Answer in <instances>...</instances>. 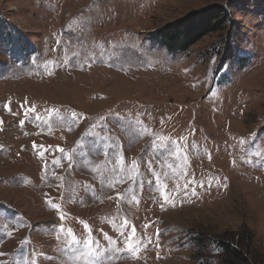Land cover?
I'll list each match as a JSON object with an SVG mask.
<instances>
[{
    "label": "rangeland",
    "instance_id": "374dc122",
    "mask_svg": "<svg viewBox=\"0 0 264 264\" xmlns=\"http://www.w3.org/2000/svg\"><path fill=\"white\" fill-rule=\"evenodd\" d=\"M215 5L189 52L151 38ZM0 25V264H85L73 238L96 264H223V241L264 264V0H0Z\"/></svg>",
    "mask_w": 264,
    "mask_h": 264
},
{
    "label": "trees",
    "instance_id": "16d2710c",
    "mask_svg": "<svg viewBox=\"0 0 264 264\" xmlns=\"http://www.w3.org/2000/svg\"><path fill=\"white\" fill-rule=\"evenodd\" d=\"M229 11L223 6H209L198 12H193L180 19L172 25L169 30L159 34L151 35V38L171 53H185L202 41L203 38L225 31L226 24L230 21ZM2 35L9 37L8 26L0 25ZM1 35V36H2ZM194 242L199 250H204L205 241L194 237ZM220 248L223 250V264H248V246L242 241H235L233 244L223 241ZM219 248V249H220ZM208 256L206 252L202 257ZM210 259V258H207Z\"/></svg>",
    "mask_w": 264,
    "mask_h": 264
},
{
    "label": "snow or ice",
    "instance_id": "6c2138e0",
    "mask_svg": "<svg viewBox=\"0 0 264 264\" xmlns=\"http://www.w3.org/2000/svg\"><path fill=\"white\" fill-rule=\"evenodd\" d=\"M2 123V122H0ZM23 123V122H21ZM34 147H36L34 145ZM60 151H63L62 149ZM167 199V197H166ZM53 207H56L55 205ZM63 219V217H61ZM121 235H124L123 231H121ZM106 239L110 241V238L105 237ZM126 241L129 243H126V249L125 251L130 253H136L138 250V247L141 246L140 241L136 238V231L133 227L131 232L125 237ZM71 252L73 254H79L81 257L87 256L88 259L85 261V264H96L97 260L100 258L99 254L101 251H108V250H101L99 243L97 241H93L91 239L86 241H79L73 238L72 242L69 244L67 249H61V252ZM112 251H116L119 253L118 249H114ZM138 258V257H136Z\"/></svg>",
    "mask_w": 264,
    "mask_h": 264
}]
</instances>
